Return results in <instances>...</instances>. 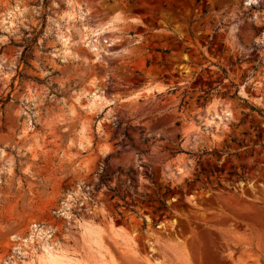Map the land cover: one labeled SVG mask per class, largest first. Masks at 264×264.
Wrapping results in <instances>:
<instances>
[{
    "label": "rangeland",
    "instance_id": "rangeland-1",
    "mask_svg": "<svg viewBox=\"0 0 264 264\" xmlns=\"http://www.w3.org/2000/svg\"><path fill=\"white\" fill-rule=\"evenodd\" d=\"M263 118L264 0H0V264H264Z\"/></svg>",
    "mask_w": 264,
    "mask_h": 264
},
{
    "label": "bare ground",
    "instance_id": "bare-ground-1",
    "mask_svg": "<svg viewBox=\"0 0 264 264\" xmlns=\"http://www.w3.org/2000/svg\"><path fill=\"white\" fill-rule=\"evenodd\" d=\"M89 103L91 104V105H102V103L100 102V99L98 98V96H96V95H92L91 96V98L89 99ZM39 234L41 233V232H38Z\"/></svg>",
    "mask_w": 264,
    "mask_h": 264
},
{
    "label": "trees",
    "instance_id": "trees-1",
    "mask_svg": "<svg viewBox=\"0 0 264 264\" xmlns=\"http://www.w3.org/2000/svg\"><path fill=\"white\" fill-rule=\"evenodd\" d=\"M252 111H255L253 108H251ZM258 112H261V111H258ZM264 119V118H263ZM163 205V204H162Z\"/></svg>",
    "mask_w": 264,
    "mask_h": 264
}]
</instances>
